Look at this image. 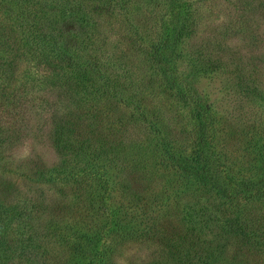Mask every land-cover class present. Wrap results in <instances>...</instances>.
I'll return each mask as SVG.
<instances>
[{"label":"rangeland","instance_id":"rangeland-1","mask_svg":"<svg viewBox=\"0 0 264 264\" xmlns=\"http://www.w3.org/2000/svg\"><path fill=\"white\" fill-rule=\"evenodd\" d=\"M180 4L185 22L163 51L171 0H0V87L28 80L51 107L0 159L5 264H96L82 234L106 225L107 192L125 210L105 235L106 264H264V197L238 193L264 189V0ZM58 121L73 131L63 155L42 127ZM170 147L189 164L200 155L232 191L197 181ZM27 209L34 232L19 222Z\"/></svg>","mask_w":264,"mask_h":264},{"label":"trees","instance_id":"trees-1","mask_svg":"<svg viewBox=\"0 0 264 264\" xmlns=\"http://www.w3.org/2000/svg\"><path fill=\"white\" fill-rule=\"evenodd\" d=\"M181 0H171V7L172 12L170 15L171 21L165 26V30L163 31L162 41L160 43L162 50L167 51L170 48H174L176 44L177 36L179 37L181 33V29L183 27V22H185V10L180 4ZM239 3H242V0H239ZM262 16L264 17V12L262 11ZM119 77L108 79V81H116ZM94 82L91 80V83ZM32 83V82H30ZM28 80H25L23 83H20L15 86V88H1L0 87V159L8 150H12L14 147H17L24 141H26L29 137L27 135V131L31 127V119H33L32 115L36 116H45L47 111L51 109V107L47 106V102L45 100V94H40L39 92L35 91V89H27L25 88L26 85L30 84ZM76 98H79L78 93H76ZM186 99V103L192 105L193 108L199 110L201 113L204 112L203 108L200 105V99L196 95H186L184 96ZM30 111V113H29ZM29 113V114H28ZM204 114V113H203ZM47 128L50 131L49 138L51 139L54 147L57 149L60 155H63L64 151H68L70 146V137L72 136V130H70L68 126V122H56L55 128L51 131V127L45 123L43 128ZM41 127V128H42ZM45 128V129H46ZM208 128V131H204ZM203 135L207 137L208 143L212 144L214 138L216 137L214 130L211 127V124L207 123L204 124ZM171 155L170 159H172V163H176V165L180 166L183 171L194 176V178L203 183L204 185H215L219 191V193L223 195H227V192H231L232 188L229 190L226 188L228 185H218L216 181L212 179H208L205 176V173L201 171V167L198 165L201 163L200 155L196 154L193 157V164H189V160L185 159L182 154H180L174 147H170ZM216 147H213L211 152L212 156H215L218 160V164L221 166L223 165L221 157L218 156V153H215ZM216 154V155H214ZM202 164V163H201ZM87 170H93L92 174L97 170L94 169L92 165L87 164L85 165ZM224 166V165H223ZM108 168V167H106ZM85 168L83 172L87 173ZM98 170L101 171L100 168ZM97 170V171H98ZM223 174L226 175L227 171L226 168L222 169ZM99 172V171H98ZM97 172V173H98ZM104 174L107 175V169L104 171ZM107 181V180H106ZM238 186V185H237ZM229 187V186H228ZM108 188L106 189V191ZM235 189H233L234 192ZM108 193V192H107ZM106 193V197L104 198L107 200V210H108V221L106 222L105 226H102L99 231H90L91 233H84L82 234L85 241V246L87 247L88 251L92 249L93 260L96 261V264H106V257L105 253H103V244L105 240V235L111 231L113 225L119 224V221H115V214H122L125 210V206L119 198H114L108 193ZM240 198H246L250 200L251 198L256 197H264V189H257L255 193L251 194L250 196L244 194L243 190H239ZM116 210V211H115ZM33 214L27 209L24 212V220H19V222H25V227L28 229H33L34 232V222H33ZM10 214L7 209L0 205V249L2 250L3 257L0 259V264H5L12 259L11 252L13 251L12 246L7 241V234L12 228L13 221L10 219ZM26 220V221H25ZM117 223V224H116ZM100 220L95 227L99 226ZM21 226V224L19 223ZM151 230L155 229V225L150 227ZM21 237L22 235L19 234ZM31 242L28 245H32L31 247H41L38 242L31 239ZM78 239V238H76ZM28 252L32 249H28ZM111 248V245H110ZM23 249H25L23 247ZM33 251V250H32ZM63 261H60L62 263Z\"/></svg>","mask_w":264,"mask_h":264}]
</instances>
